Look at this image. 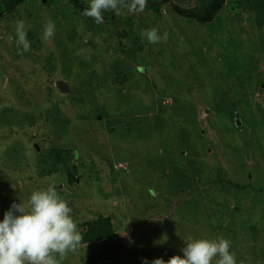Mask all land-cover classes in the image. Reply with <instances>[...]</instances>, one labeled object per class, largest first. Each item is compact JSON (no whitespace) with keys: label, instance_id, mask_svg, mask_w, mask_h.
Masks as SVG:
<instances>
[{"label":"rangeland","instance_id":"obj_1","mask_svg":"<svg viewBox=\"0 0 264 264\" xmlns=\"http://www.w3.org/2000/svg\"><path fill=\"white\" fill-rule=\"evenodd\" d=\"M208 1L171 0L193 11ZM242 1L205 24L170 4L97 24L68 0L0 17V221L51 185L83 237L99 217L113 231L63 264L167 262L220 236L237 264H264V13ZM150 28L167 39H142Z\"/></svg>","mask_w":264,"mask_h":264},{"label":"clouds","instance_id":"obj_2","mask_svg":"<svg viewBox=\"0 0 264 264\" xmlns=\"http://www.w3.org/2000/svg\"><path fill=\"white\" fill-rule=\"evenodd\" d=\"M147 6L148 0H90L81 14L103 24L105 12L120 16L122 10L127 9L136 14ZM15 23L17 45L27 52L30 41L26 22L20 19ZM55 33V23L48 20L43 38L52 39ZM140 35L151 44L167 39V33L162 38L156 28L143 29ZM72 212L68 202L51 185L33 191L27 204L13 203L0 221V264H63L70 253L79 251L84 239ZM231 243L223 236L211 240L193 239L182 249L183 257L173 256L167 262L157 258L151 264H237L236 254L230 250ZM144 264L149 262L145 260Z\"/></svg>","mask_w":264,"mask_h":264},{"label":"trees","instance_id":"obj_3","mask_svg":"<svg viewBox=\"0 0 264 264\" xmlns=\"http://www.w3.org/2000/svg\"><path fill=\"white\" fill-rule=\"evenodd\" d=\"M28 0H0L1 10L0 17H4L14 11V9L27 2ZM226 0H209L202 8L201 11H193L188 9H182L172 4L171 0H148V6L146 9H156L166 4L171 5V9L177 15L194 20L198 23H209L215 16V14L222 8ZM68 2L78 11H83V5L80 0H68ZM242 4H245L252 10L264 13V0H243ZM238 5V3H237ZM55 153L53 157L59 161L62 160V151H53ZM65 157V156H64ZM73 169V170H72ZM75 167L71 168L72 172L68 171V177L70 182H73ZM228 188V187H227ZM113 236L112 227L108 218L99 217L95 222L86 224V232L84 233V242L99 241Z\"/></svg>","mask_w":264,"mask_h":264},{"label":"water","instance_id":"obj_4","mask_svg":"<svg viewBox=\"0 0 264 264\" xmlns=\"http://www.w3.org/2000/svg\"><path fill=\"white\" fill-rule=\"evenodd\" d=\"M59 90H60L61 92H67V91H68V88H67L66 85L62 84V85L59 86Z\"/></svg>","mask_w":264,"mask_h":264}]
</instances>
